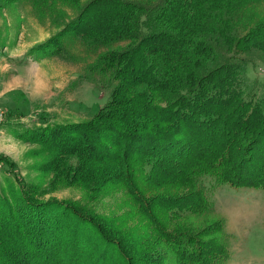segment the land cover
<instances>
[{
	"label": "trees",
	"instance_id": "16d2710c",
	"mask_svg": "<svg viewBox=\"0 0 264 264\" xmlns=\"http://www.w3.org/2000/svg\"><path fill=\"white\" fill-rule=\"evenodd\" d=\"M15 1L59 29L27 56L61 54L68 35L95 52L116 45L92 66L115 85L88 120L14 129L38 146L31 154L48 189L0 191V264H165L169 254L177 264H225L223 219L198 229L172 219L207 211L205 176L264 191V87L252 93L238 57H264V0H0V8ZM66 187L79 188L86 206L43 197ZM114 192L129 198L120 221L87 206Z\"/></svg>",
	"mask_w": 264,
	"mask_h": 264
},
{
	"label": "rangeland",
	"instance_id": "374dc122",
	"mask_svg": "<svg viewBox=\"0 0 264 264\" xmlns=\"http://www.w3.org/2000/svg\"><path fill=\"white\" fill-rule=\"evenodd\" d=\"M258 12L264 13V3ZM58 31L48 21L41 22L25 2L15 1L0 8V108L5 113L0 127H6L0 134V157L5 161L0 173L3 193L8 190L9 183L39 186L40 191L48 189V178L36 167L39 159L31 154L38 146L16 138L14 129L21 125L31 127L88 120L106 104L115 85L109 76L98 74L92 66L99 53L114 49L116 45L95 52L74 35H68L62 40L61 54L27 56L30 49ZM221 53L231 57L224 49ZM238 57L245 62V77L254 89L252 93L260 95L264 87L263 55L251 50ZM199 186L209 202L207 211L201 216L184 213L179 219H172L173 223L198 229L205 226L207 220L223 219L229 250L225 264H264V191L218 185L209 176L200 178ZM43 197L79 201L84 206L87 202L77 187L59 188ZM87 206L119 221L131 211L124 192L103 196ZM125 225L132 229L135 220L128 217ZM164 262L177 264L172 254Z\"/></svg>",
	"mask_w": 264,
	"mask_h": 264
},
{
	"label": "built area",
	"instance_id": "2783aa9c",
	"mask_svg": "<svg viewBox=\"0 0 264 264\" xmlns=\"http://www.w3.org/2000/svg\"><path fill=\"white\" fill-rule=\"evenodd\" d=\"M5 120V113L4 111L0 108V125L4 122ZM4 164L2 162V159L0 157V173L3 171Z\"/></svg>",
	"mask_w": 264,
	"mask_h": 264
},
{
	"label": "crops",
	"instance_id": "0c3cea01",
	"mask_svg": "<svg viewBox=\"0 0 264 264\" xmlns=\"http://www.w3.org/2000/svg\"><path fill=\"white\" fill-rule=\"evenodd\" d=\"M5 129L6 130V127L4 126V125H2L1 127H0V134L2 135L3 134V132H1L3 129ZM0 142H1V138H0ZM1 144H0V151H1Z\"/></svg>",
	"mask_w": 264,
	"mask_h": 264
}]
</instances>
